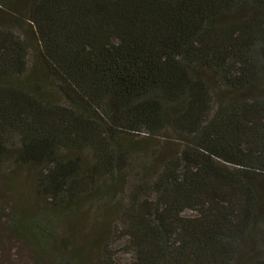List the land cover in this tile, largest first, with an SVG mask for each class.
I'll return each instance as SVG.
<instances>
[{
  "label": "trees",
  "instance_id": "16d2710c",
  "mask_svg": "<svg viewBox=\"0 0 264 264\" xmlns=\"http://www.w3.org/2000/svg\"><path fill=\"white\" fill-rule=\"evenodd\" d=\"M20 173L50 264L77 251L51 224L88 214L115 215L85 235L99 264L120 240L129 264H264V0H0V177Z\"/></svg>",
  "mask_w": 264,
  "mask_h": 264
},
{
  "label": "rangeland",
  "instance_id": "374dc122",
  "mask_svg": "<svg viewBox=\"0 0 264 264\" xmlns=\"http://www.w3.org/2000/svg\"><path fill=\"white\" fill-rule=\"evenodd\" d=\"M133 148L159 150L162 156L169 155L177 149V144L170 137L147 138L141 134L134 141ZM26 173H20L15 177H0V264H50V260L36 256L33 246L30 242L25 241L21 235L23 232V224L18 223L17 217L19 212H25L28 217L36 222L38 227L42 224L43 216L41 212L44 210L42 200L34 191V182ZM95 216H96V212ZM185 215H192L189 211L184 212ZM93 217V216H92ZM115 215L112 214L104 219L100 216L91 218L88 216L68 217L65 222L59 225L50 226L49 234L67 235L69 234L66 225L70 226L74 240L73 244L77 251L75 253V264H99L100 253L97 247L91 248L85 238L89 235L94 238L104 228L114 220ZM34 222V223H35ZM15 224V225H13ZM70 224V225H69ZM18 234V235H16ZM125 240H120L114 244L116 250L115 259L121 264H129L132 261L130 254L122 250Z\"/></svg>",
  "mask_w": 264,
  "mask_h": 264
}]
</instances>
